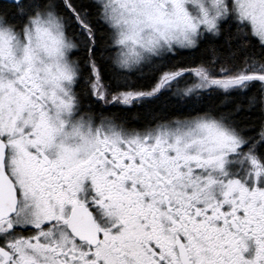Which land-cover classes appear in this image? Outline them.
<instances>
[{
	"label": "snow or ice",
	"instance_id": "snow-or-ice-1",
	"mask_svg": "<svg viewBox=\"0 0 264 264\" xmlns=\"http://www.w3.org/2000/svg\"><path fill=\"white\" fill-rule=\"evenodd\" d=\"M0 264H264V0H0Z\"/></svg>",
	"mask_w": 264,
	"mask_h": 264
}]
</instances>
